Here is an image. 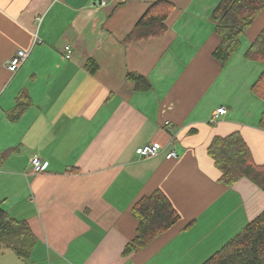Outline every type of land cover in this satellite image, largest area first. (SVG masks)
<instances>
[{
    "label": "crops",
    "instance_id": "0c3cea01",
    "mask_svg": "<svg viewBox=\"0 0 264 264\" xmlns=\"http://www.w3.org/2000/svg\"><path fill=\"white\" fill-rule=\"evenodd\" d=\"M158 1L0 0V205L38 238L28 262L0 248V264H204L264 211V191L223 184L208 152L214 137L240 133L264 164V100L253 92L264 64L246 57L264 10L222 66L212 19L222 0H164L165 35L126 43ZM18 50L30 54L11 74ZM21 93L31 104L11 121ZM151 143L160 154H136ZM35 156L45 168L29 174ZM156 190L180 220L125 254L133 207Z\"/></svg>",
    "mask_w": 264,
    "mask_h": 264
},
{
    "label": "trees",
    "instance_id": "16d2710c",
    "mask_svg": "<svg viewBox=\"0 0 264 264\" xmlns=\"http://www.w3.org/2000/svg\"><path fill=\"white\" fill-rule=\"evenodd\" d=\"M172 9L173 4L168 1L154 3L135 26L126 43L164 36ZM263 10L264 0H222L216 8L212 19L216 23V32L221 42L213 56L222 66L229 62L240 45V37ZM246 57L264 64V29L252 43ZM128 77L136 82L138 88H150L143 76L129 74ZM253 92L264 100V73L253 86ZM30 104L28 97L21 93L9 119L18 120ZM261 127L264 129V117ZM208 152L221 172L220 181L223 184L231 187L247 179L264 191V164H256L240 133L214 137ZM132 213L139 227L136 238L127 245L125 254L148 247L180 220V215L160 190L137 201ZM37 244L38 238L29 224L13 218L0 205V248L10 250L28 262ZM204 264H264V211Z\"/></svg>",
    "mask_w": 264,
    "mask_h": 264
},
{
    "label": "built area",
    "instance_id": "2783aa9c",
    "mask_svg": "<svg viewBox=\"0 0 264 264\" xmlns=\"http://www.w3.org/2000/svg\"><path fill=\"white\" fill-rule=\"evenodd\" d=\"M66 58L70 59L72 57V51L69 46L65 48ZM29 52H26L24 50H18L16 55L10 60L8 64V70L11 72V74H16L19 69L24 65V63L27 61L29 57ZM227 113V110L225 108H220L215 114V118L219 116H223ZM161 152V146L157 143H151L146 144L144 146L139 147L136 150V154L140 156L141 158H151L155 157ZM179 157L178 153L171 149L169 152L166 153V158L168 160L170 159H177ZM45 166L43 161L35 156L30 163L29 167V174H40L43 172Z\"/></svg>",
    "mask_w": 264,
    "mask_h": 264
},
{
    "label": "rangeland",
    "instance_id": "374dc122",
    "mask_svg": "<svg viewBox=\"0 0 264 264\" xmlns=\"http://www.w3.org/2000/svg\"><path fill=\"white\" fill-rule=\"evenodd\" d=\"M13 256H15V255H13Z\"/></svg>",
    "mask_w": 264,
    "mask_h": 264
}]
</instances>
